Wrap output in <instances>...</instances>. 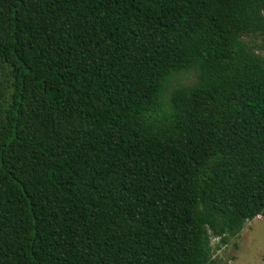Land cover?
<instances>
[{
  "label": "trees",
  "instance_id": "16d2710c",
  "mask_svg": "<svg viewBox=\"0 0 264 264\" xmlns=\"http://www.w3.org/2000/svg\"><path fill=\"white\" fill-rule=\"evenodd\" d=\"M257 37L264 0H0V264H218L264 212Z\"/></svg>",
  "mask_w": 264,
  "mask_h": 264
},
{
  "label": "rangeland",
  "instance_id": "374dc122",
  "mask_svg": "<svg viewBox=\"0 0 264 264\" xmlns=\"http://www.w3.org/2000/svg\"><path fill=\"white\" fill-rule=\"evenodd\" d=\"M251 39L252 42L264 46V40L261 38ZM194 79V71L173 75L164 96H167L172 88L189 84ZM213 255L218 258V264H264V212L246 221L239 233L230 237Z\"/></svg>",
  "mask_w": 264,
  "mask_h": 264
},
{
  "label": "built area",
  "instance_id": "2783aa9c",
  "mask_svg": "<svg viewBox=\"0 0 264 264\" xmlns=\"http://www.w3.org/2000/svg\"><path fill=\"white\" fill-rule=\"evenodd\" d=\"M217 240H218L217 237L212 238V244H213V242H215V241H217Z\"/></svg>",
  "mask_w": 264,
  "mask_h": 264
}]
</instances>
